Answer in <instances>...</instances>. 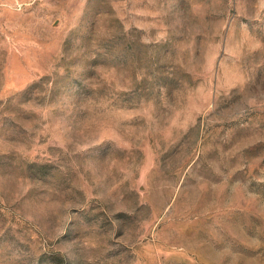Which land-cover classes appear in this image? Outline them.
<instances>
[{"label": "rangeland", "instance_id": "rangeland-1", "mask_svg": "<svg viewBox=\"0 0 264 264\" xmlns=\"http://www.w3.org/2000/svg\"><path fill=\"white\" fill-rule=\"evenodd\" d=\"M0 264H264V0H0Z\"/></svg>", "mask_w": 264, "mask_h": 264}]
</instances>
